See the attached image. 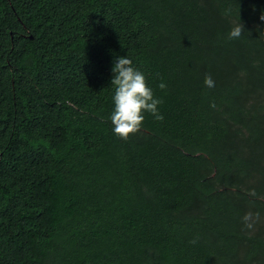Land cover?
I'll use <instances>...</instances> for the list:
<instances>
[{
	"label": "trees",
	"instance_id": "obj_1",
	"mask_svg": "<svg viewBox=\"0 0 264 264\" xmlns=\"http://www.w3.org/2000/svg\"><path fill=\"white\" fill-rule=\"evenodd\" d=\"M262 17L264 0H0V264H264ZM121 56L164 117L128 139Z\"/></svg>",
	"mask_w": 264,
	"mask_h": 264
},
{
	"label": "clouds",
	"instance_id": "obj_2",
	"mask_svg": "<svg viewBox=\"0 0 264 264\" xmlns=\"http://www.w3.org/2000/svg\"><path fill=\"white\" fill-rule=\"evenodd\" d=\"M242 31L243 25H236L229 33V38L240 37ZM112 71L115 73L111 82L114 86L115 107L110 120L116 135L128 139L130 135L140 131L145 120V112L150 113L157 120L164 119L158 108L162 100L155 96L145 73L136 68L128 56L118 57ZM204 83L209 88L215 87V81L210 74L205 76ZM159 87L165 89L167 85L161 82ZM211 106L215 107V103L213 102ZM251 194L255 195V191L252 190ZM252 215L249 212L243 217L247 228L253 227Z\"/></svg>",
	"mask_w": 264,
	"mask_h": 264
}]
</instances>
